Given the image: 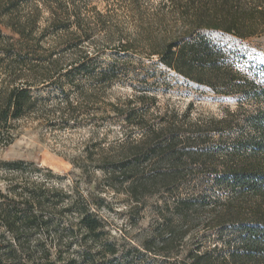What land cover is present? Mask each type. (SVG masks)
<instances>
[{"label":"trees","instance_id":"obj_1","mask_svg":"<svg viewBox=\"0 0 264 264\" xmlns=\"http://www.w3.org/2000/svg\"><path fill=\"white\" fill-rule=\"evenodd\" d=\"M0 24L15 36L0 31L1 147L15 142L23 119L50 131L119 124L107 146L94 132L73 165L89 183L102 172L133 212L159 196L161 220L141 243L155 262L264 264V75L239 69L212 34L264 36V0H114L106 12L83 0H0ZM146 61L235 108L194 115L193 104L162 107L149 92L111 101L129 77L124 68ZM4 168L0 264H78L75 254L81 264H108L105 254L115 256L94 200L34 177L33 163Z\"/></svg>","mask_w":264,"mask_h":264},{"label":"rangeland","instance_id":"obj_2","mask_svg":"<svg viewBox=\"0 0 264 264\" xmlns=\"http://www.w3.org/2000/svg\"><path fill=\"white\" fill-rule=\"evenodd\" d=\"M88 6L106 12L114 0H83ZM47 16V14H45ZM43 25H45L42 21ZM0 31L4 35L14 36L11 29L0 24ZM213 38L224 48L234 54L236 66L250 76L264 75V36L250 39H237L229 35L212 33ZM15 37V36H14ZM107 62L114 56L109 51L102 54ZM128 79L118 83L111 91L110 99H131L134 96L149 92L155 95L160 106H171L185 109L193 104V114H218L230 105L235 108V101L222 99L206 88L196 83L186 81L168 68L156 65L155 61H146L143 67L134 69L128 66ZM17 139L8 147L0 146V194H5L7 182L5 178L9 171L4 168L7 162L25 161L34 164V177H40L48 184H57L65 192L79 189L85 196L94 200L98 205V213L104 222V240L115 246V256L105 254L108 264H162L161 258L155 262L153 256L142 248V241L151 236L156 221L161 220L155 212L154 204L160 203L159 196L146 200L145 209L139 213L134 210L132 201L124 193L114 192L104 184L103 173L95 172L88 182L81 171L76 169L73 161L84 155V148L96 132L94 141L107 136L105 145L113 143L120 136V125H107L100 129L90 126L68 129L65 131L45 130L38 122L31 119L19 120ZM99 187V188H98ZM138 249L140 254L136 251ZM143 254L140 261V255ZM77 263L83 258L75 254ZM179 256L178 259H181ZM164 264V263H163Z\"/></svg>","mask_w":264,"mask_h":264}]
</instances>
